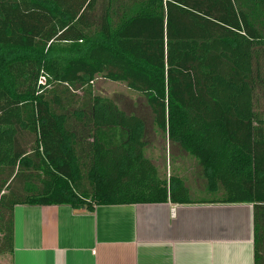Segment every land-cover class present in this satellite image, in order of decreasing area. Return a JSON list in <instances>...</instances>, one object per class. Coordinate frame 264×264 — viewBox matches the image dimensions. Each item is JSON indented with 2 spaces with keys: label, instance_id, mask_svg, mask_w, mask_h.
I'll return each instance as SVG.
<instances>
[{
  "label": "trees",
  "instance_id": "trees-1",
  "mask_svg": "<svg viewBox=\"0 0 264 264\" xmlns=\"http://www.w3.org/2000/svg\"><path fill=\"white\" fill-rule=\"evenodd\" d=\"M215 2L176 14L169 0H0V254L14 252L18 204L251 203L264 264V0H227L222 15ZM142 22L152 31L133 34ZM97 76L149 114L95 94ZM154 141L222 196L196 200L162 177Z\"/></svg>",
  "mask_w": 264,
  "mask_h": 264
},
{
  "label": "crops",
  "instance_id": "crops-1",
  "mask_svg": "<svg viewBox=\"0 0 264 264\" xmlns=\"http://www.w3.org/2000/svg\"><path fill=\"white\" fill-rule=\"evenodd\" d=\"M0 264H255L251 203L18 204Z\"/></svg>",
  "mask_w": 264,
  "mask_h": 264
},
{
  "label": "rangeland",
  "instance_id": "rangeland-1",
  "mask_svg": "<svg viewBox=\"0 0 264 264\" xmlns=\"http://www.w3.org/2000/svg\"><path fill=\"white\" fill-rule=\"evenodd\" d=\"M169 1H171L172 5L170 7L168 5L170 10L178 8L176 10V14L180 13L181 10L184 11L189 9V7L186 6L187 2L192 5H195L198 2V0ZM226 4L228 5L227 0H220L218 4L215 2L212 4L211 11L215 12V14L222 15L226 10ZM257 23L260 29H264L263 23L259 21H257ZM166 24V21H164L163 27H166ZM150 31H152L151 24L148 22H142L136 24L132 33L141 35L149 34ZM40 81L44 84L45 77H41ZM94 92L95 94L101 96L113 98L128 112H141L145 115L149 114L145 98L139 93L130 90L125 83L114 82L107 80L102 76H97L94 81ZM258 97L259 100L257 104L264 116V88L259 91ZM148 154L160 167V174L162 177H165L167 180L171 177L181 179L185 185L189 187L191 195L194 199H212L214 197L222 196L221 193L214 194L208 191L207 180L202 172V169L197 165V162L192 157L178 147H170V144L167 141L165 143H158L157 141H154L152 147L148 150Z\"/></svg>",
  "mask_w": 264,
  "mask_h": 264
}]
</instances>
